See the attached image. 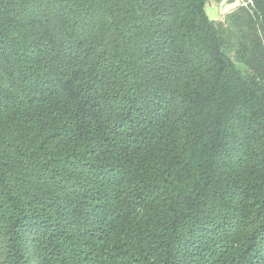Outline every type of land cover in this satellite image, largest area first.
<instances>
[{
    "label": "trees",
    "instance_id": "16d2710c",
    "mask_svg": "<svg viewBox=\"0 0 264 264\" xmlns=\"http://www.w3.org/2000/svg\"><path fill=\"white\" fill-rule=\"evenodd\" d=\"M0 0V264H264V0Z\"/></svg>",
    "mask_w": 264,
    "mask_h": 264
},
{
    "label": "crops",
    "instance_id": "0c3cea01",
    "mask_svg": "<svg viewBox=\"0 0 264 264\" xmlns=\"http://www.w3.org/2000/svg\"><path fill=\"white\" fill-rule=\"evenodd\" d=\"M223 1V0H222ZM221 1V2H222ZM238 1V0H237ZM220 3H216L214 1H211L207 4L206 6V10H207V14L211 19H219L220 16L224 13L221 12L220 10ZM218 4V5H217Z\"/></svg>",
    "mask_w": 264,
    "mask_h": 264
},
{
    "label": "water",
    "instance_id": "95a60500",
    "mask_svg": "<svg viewBox=\"0 0 264 264\" xmlns=\"http://www.w3.org/2000/svg\"><path fill=\"white\" fill-rule=\"evenodd\" d=\"M238 4L237 0H223L220 4V10L222 13H225L235 8Z\"/></svg>",
    "mask_w": 264,
    "mask_h": 264
},
{
    "label": "rangeland",
    "instance_id": "374dc122",
    "mask_svg": "<svg viewBox=\"0 0 264 264\" xmlns=\"http://www.w3.org/2000/svg\"><path fill=\"white\" fill-rule=\"evenodd\" d=\"M240 0H238V2H239ZM218 5V4H217Z\"/></svg>",
    "mask_w": 264,
    "mask_h": 264
}]
</instances>
